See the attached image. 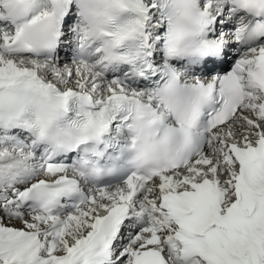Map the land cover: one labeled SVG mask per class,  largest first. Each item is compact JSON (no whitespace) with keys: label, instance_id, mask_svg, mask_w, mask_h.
Listing matches in <instances>:
<instances>
[{"label":"snow or ice","instance_id":"obj_1","mask_svg":"<svg viewBox=\"0 0 264 264\" xmlns=\"http://www.w3.org/2000/svg\"><path fill=\"white\" fill-rule=\"evenodd\" d=\"M0 264H264V0H0Z\"/></svg>","mask_w":264,"mask_h":264},{"label":"rangeland","instance_id":"obj_2","mask_svg":"<svg viewBox=\"0 0 264 264\" xmlns=\"http://www.w3.org/2000/svg\"><path fill=\"white\" fill-rule=\"evenodd\" d=\"M15 226H19V225H15Z\"/></svg>","mask_w":264,"mask_h":264}]
</instances>
